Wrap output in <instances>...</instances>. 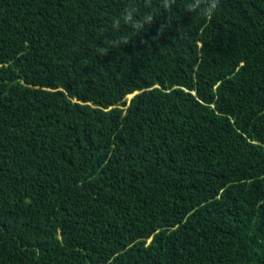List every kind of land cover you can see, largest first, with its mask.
I'll list each match as a JSON object with an SVG mask.
<instances>
[{
    "label": "trees",
    "instance_id": "16d2710c",
    "mask_svg": "<svg viewBox=\"0 0 264 264\" xmlns=\"http://www.w3.org/2000/svg\"><path fill=\"white\" fill-rule=\"evenodd\" d=\"M0 264H264V0H0Z\"/></svg>",
    "mask_w": 264,
    "mask_h": 264
},
{
    "label": "rangeland",
    "instance_id": "374dc122",
    "mask_svg": "<svg viewBox=\"0 0 264 264\" xmlns=\"http://www.w3.org/2000/svg\"><path fill=\"white\" fill-rule=\"evenodd\" d=\"M131 96H128L127 99H130Z\"/></svg>",
    "mask_w": 264,
    "mask_h": 264
}]
</instances>
